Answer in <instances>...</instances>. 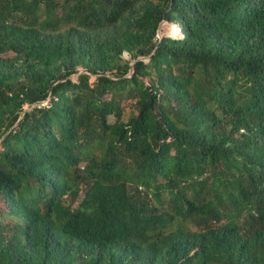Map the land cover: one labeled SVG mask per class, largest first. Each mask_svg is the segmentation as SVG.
Instances as JSON below:
<instances>
[{
	"label": "trees",
	"instance_id": "16d2710c",
	"mask_svg": "<svg viewBox=\"0 0 264 264\" xmlns=\"http://www.w3.org/2000/svg\"><path fill=\"white\" fill-rule=\"evenodd\" d=\"M0 205V264H264V0H0Z\"/></svg>",
	"mask_w": 264,
	"mask_h": 264
},
{
	"label": "rangeland",
	"instance_id": "374dc122",
	"mask_svg": "<svg viewBox=\"0 0 264 264\" xmlns=\"http://www.w3.org/2000/svg\"><path fill=\"white\" fill-rule=\"evenodd\" d=\"M170 27H176V29L180 33V30L178 29L177 25L170 24L168 22H162L161 25L158 28L157 38L158 39H161V38L179 39V38H181V34H179V33L178 34L176 33V35L171 34L170 30H169ZM126 58H128V57H126ZM139 59H140V61H143L145 63L147 62L146 58H139ZM77 76H78V74L77 75H73V76H71V79L73 81H76L77 80ZM94 82H95V77H90V83H94ZM45 103L46 102L42 103V105H44ZM124 107H125V109H127V106H124ZM25 109H27V106H25ZM125 111H127V110H125ZM110 121L112 122L111 119H110ZM0 213H1V207H0ZM0 221H7L5 215H4L3 218L0 219Z\"/></svg>",
	"mask_w": 264,
	"mask_h": 264
},
{
	"label": "water",
	"instance_id": "95a60500",
	"mask_svg": "<svg viewBox=\"0 0 264 264\" xmlns=\"http://www.w3.org/2000/svg\"><path fill=\"white\" fill-rule=\"evenodd\" d=\"M170 24H172V23H170ZM178 29H179V28H178ZM180 34H181V37H183L182 32H180ZM136 61H140V59H137Z\"/></svg>",
	"mask_w": 264,
	"mask_h": 264
}]
</instances>
